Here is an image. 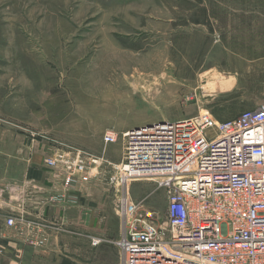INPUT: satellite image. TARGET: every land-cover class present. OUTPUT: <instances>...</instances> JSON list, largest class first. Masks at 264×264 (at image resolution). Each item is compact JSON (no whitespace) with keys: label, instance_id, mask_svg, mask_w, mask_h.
Masks as SVG:
<instances>
[{"label":"rangeland","instance_id":"obj_1","mask_svg":"<svg viewBox=\"0 0 264 264\" xmlns=\"http://www.w3.org/2000/svg\"><path fill=\"white\" fill-rule=\"evenodd\" d=\"M262 104L264 0H0L6 158L15 165L22 157L24 172L33 155L43 161L53 147L103 159L99 176L73 190L71 205L48 199L57 215L46 224L70 241L115 238L120 191L165 213L160 179L110 181L124 132L204 111L227 121ZM28 132L37 135L31 148ZM107 132L117 142L104 146ZM47 176L51 198L61 187ZM72 249L65 253L75 258Z\"/></svg>","mask_w":264,"mask_h":264},{"label":"built area","instance_id":"obj_2","mask_svg":"<svg viewBox=\"0 0 264 264\" xmlns=\"http://www.w3.org/2000/svg\"><path fill=\"white\" fill-rule=\"evenodd\" d=\"M29 148L37 135L28 132ZM122 156L110 181L154 177L166 190L164 215L132 201L120 191L114 240L92 237L93 247H115L119 264H264V104L227 121L208 111L173 122H155L121 135ZM117 142L114 132L104 146ZM43 166L53 172L61 190L49 198L72 201L73 190L97 178L103 163L72 147L50 148ZM8 200L23 203L26 188L7 185ZM73 202V201H72ZM6 224L23 228L24 219ZM29 244L41 246L44 240Z\"/></svg>","mask_w":264,"mask_h":264},{"label":"crops","instance_id":"obj_3","mask_svg":"<svg viewBox=\"0 0 264 264\" xmlns=\"http://www.w3.org/2000/svg\"><path fill=\"white\" fill-rule=\"evenodd\" d=\"M8 154L11 155L7 141H0V190L11 184L26 188L29 194L23 203L8 200L6 192L0 195V264H119L113 245L103 243L93 247L90 240L70 241L66 234L49 229L46 222L57 215L49 212L51 205L46 207L52 195V187H48L45 182V178H49L47 175L50 170L43 166L41 158L32 154L33 163L30 165V160L27 163L28 169L24 172L22 157H19V164L15 161L13 165V161L6 158ZM35 162L42 166L35 167ZM69 203L70 201H66L58 205H71ZM22 212L30 229L23 228L21 232L17 227L8 226L6 220L10 216L18 218ZM61 216L68 215L62 213ZM27 236L35 241L44 240V243L41 246L29 244L26 241ZM68 246L75 248L72 249L75 258H70L65 253Z\"/></svg>","mask_w":264,"mask_h":264},{"label":"water","instance_id":"obj_4","mask_svg":"<svg viewBox=\"0 0 264 264\" xmlns=\"http://www.w3.org/2000/svg\"><path fill=\"white\" fill-rule=\"evenodd\" d=\"M160 122H164V121H160Z\"/></svg>","mask_w":264,"mask_h":264}]
</instances>
